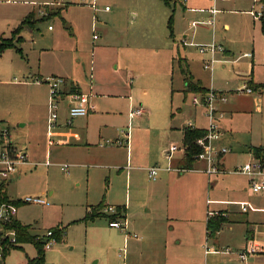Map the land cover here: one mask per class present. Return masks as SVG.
<instances>
[{"label":"rangeland","instance_id":"obj_1","mask_svg":"<svg viewBox=\"0 0 264 264\" xmlns=\"http://www.w3.org/2000/svg\"><path fill=\"white\" fill-rule=\"evenodd\" d=\"M195 1L191 4L187 0H172L165 4L163 0H98L95 10L84 0H0V40L13 43L11 47H0V107L10 117L13 144L20 149L30 140L34 152L28 159L34 166L20 165L19 173L7 186V193L9 200L15 202L28 197L46 200L45 205L18 206L17 217L3 228L6 230L18 220L39 234L36 237L44 236L49 230L65 229L63 240L53 250L46 251V264H95L101 256L105 264L109 249L104 248L102 238L107 224L101 220L85 221L86 208L106 202L109 195L118 196L111 189V174L101 172L99 161L73 162L66 149L56 145L52 131L57 126L49 130L51 94L47 78L72 80L84 89L80 90L82 94L99 93L114 98L106 106L117 113L109 125L113 135L103 139L100 147L122 156V150L115 149L127 145V139L131 144L134 133L145 152L149 150L153 157L163 159L161 146L172 141L171 144L184 147L179 134L170 136L165 132V124L195 123L209 128L206 108L193 106L194 96L202 98L205 94L188 93L185 99L178 91L186 85L188 67L182 59L186 52L189 64L205 85L237 95L230 101L235 102L236 108L244 109H238L232 122V134L240 146L264 145V91L262 95L255 91L238 92L242 78L264 82L262 21L248 13L262 9V0L220 1L221 12L215 25L206 24L210 15L203 10L212 3ZM192 8V14L186 13ZM42 12L44 18H40ZM33 13L40 20L35 23L30 17L28 24L38 27H23L24 19ZM171 17L173 36L169 29ZM99 23L108 24L106 31ZM49 27L55 31L50 33ZM133 34H138V42L132 40ZM125 40L130 43L126 50ZM100 44L106 47L97 50ZM213 45L217 47L214 54ZM206 64L213 71L205 69ZM75 92L78 89L73 88L71 93ZM68 104V100L62 103L60 115ZM145 105L150 106L152 113L147 122ZM135 109L143 110L142 115H132ZM22 124H28V138L21 135ZM219 128L222 133L220 123ZM234 144L237 147L234 154L226 155L229 165H245L250 160ZM181 153L184 159L186 152ZM233 171L226 175L234 178ZM223 178L213 176L216 186L212 199H233L222 184ZM113 187L116 188L115 183ZM22 248L30 254L36 253L33 244H24ZM21 252L12 250L6 260L0 255V264H19Z\"/></svg>","mask_w":264,"mask_h":264},{"label":"crops","instance_id":"obj_2","mask_svg":"<svg viewBox=\"0 0 264 264\" xmlns=\"http://www.w3.org/2000/svg\"><path fill=\"white\" fill-rule=\"evenodd\" d=\"M188 2L191 4L196 3L195 0H187ZM192 9H188L186 13L192 14L194 8ZM105 14H107V11ZM31 17L36 23L40 18H44V15L41 13L40 18H38L33 13ZM134 18L137 21L138 15ZM99 25L102 30L106 31L107 23H99ZM27 26L34 29L38 27V24ZM227 28L228 25H225V29ZM48 29L50 33L55 31L54 29L50 30V27ZM132 40L138 42V34H133ZM104 45L97 46V50L104 49L106 47ZM123 46V49L126 50V48H130V43L125 40ZM185 54L186 52L182 59L188 67L186 72L189 73L192 83L207 91L214 90L227 97L226 103L217 102L219 110L224 114L219 122L222 130L219 145L229 148L230 152L228 154H234L233 149L237 148L234 143H237L240 147L238 151L246 154L247 159L251 160L253 154L250 149L257 147L264 150V145L240 146L242 144L234 138L232 134L234 115L239 112L238 109L244 110L240 107L236 108L235 102L230 101L231 98L237 97V95L234 92L215 90L212 85L211 87L205 85L192 69V64H189V54ZM241 81H243V84L252 85L254 91L259 95L263 94L264 82H254L253 80L249 82L246 78H242ZM186 87L185 85L184 88L178 90L184 95L185 99L189 97ZM73 88L78 89L79 93H81L80 90H84L76 82L67 80L63 87L62 103L68 100ZM106 95L99 93L92 95L93 109L90 114L76 119L71 126L66 125L67 105L66 109L61 112L60 122L52 131L55 139H57L56 145L66 149L71 161L77 163H81L82 160L93 161L94 163L99 161L101 164L98 168L101 172L111 174V189L116 190L118 196L111 197L109 195L106 202L104 201L99 205H102L103 209L111 206L124 210L129 223V234L110 228L109 215L103 212L105 217L96 219L104 221L105 225L107 224L103 227L106 235L102 238L104 248L109 249L105 264H264L263 253L250 256L246 262L240 261L237 254L251 246L256 245L260 249L264 247V192L254 194L251 190L250 179L244 175L236 174L234 178L228 177L227 172L237 166H230L225 155L221 158V164L226 173L220 176H224L222 184L226 186L229 197L233 199L227 201L212 199L211 196L214 193L216 183L212 181L213 176L199 172V170L205 168L203 162L197 160L194 162L193 169L195 171L192 169L184 172L166 170L169 165L175 169L178 167L182 169L185 164L181 151H178L179 154H177L178 152L174 153L172 160H167L170 156L169 149L172 141L160 147V156L165 161L161 157H153L152 152L149 150L145 152L144 146L134 138V133L131 144L121 147L122 149H115L117 151L122 150V156L111 154L110 148L100 147L103 139L113 135L111 133L112 128L109 125L117 116L114 110L106 108L109 105L108 103L114 100L112 96ZM193 106L195 105L193 104ZM197 107L199 106H195V108ZM145 111H147L144 115L147 116V119H145L147 122L152 117L149 105H145ZM10 121L8 113L0 107V124L7 125L11 131ZM192 126L202 130L207 128H201L195 123ZM165 127H167L165 132L168 135L179 134V141L184 146V130L190 125L179 126L174 123L170 126L165 124ZM21 132V135L26 134L28 138L30 132L28 124L21 125ZM32 149L33 145L29 140L19 150L25 152L28 159H30L34 156ZM163 162L165 164H161ZM32 163L34 162L28 161L24 166H34ZM152 167L162 169L155 181H151L149 178V169ZM112 170H114V173H111ZM18 173L19 170L17 169V172L4 185L6 193L7 186ZM236 177L245 179L241 180ZM114 183L116 188L113 187ZM241 203L247 204V212L242 211ZM99 205H88L86 208L87 213ZM218 205H225L226 207H219ZM218 213H222L227 223L223 225L217 235L209 238L207 233L208 219ZM30 233L39 235L34 234L31 228ZM125 243H127V255L124 262L119 258L118 251L125 246ZM20 250H22V258L19 260V264H28L29 259L37 257L36 249L34 254L26 252L22 246ZM227 250L230 252H227ZM102 263L103 257L101 256L95 264Z\"/></svg>","mask_w":264,"mask_h":264},{"label":"built area","instance_id":"obj_3","mask_svg":"<svg viewBox=\"0 0 264 264\" xmlns=\"http://www.w3.org/2000/svg\"><path fill=\"white\" fill-rule=\"evenodd\" d=\"M88 5H90L93 9H97L98 0H84ZM211 2V6L208 9H203L207 11L210 15L209 20L206 24L215 25L216 16L221 12L218 8V3L220 1L226 0H208ZM109 11V8H106ZM253 16L255 20L264 22V4L262 3V9L259 11L251 10L248 12ZM45 15L44 12H42ZM53 28L50 27V30ZM96 38V37H95ZM220 50V48H219ZM212 53H216L217 47H211ZM203 52V50H202ZM246 57H250V55H245ZM214 64V61L211 62ZM205 69L213 71V67L209 64L205 65ZM46 83L50 86V115H49V130L54 129L59 122L60 118V107L61 101L63 100V87L66 84L65 80H62L58 77L47 78ZM254 89L249 87L248 83H244L241 86V89L238 92H246L253 93ZM92 95H86L79 92H75L69 95L68 97V114H67V124L71 125L74 120L78 118L86 117L90 114V111L93 109ZM220 101L222 103L227 102V97L215 92L214 90L209 91L202 98H198L194 96L193 104L195 106L203 105L206 108V116L209 120V128L206 130V134L204 137L200 138L197 141L198 147L201 149V153L196 156V160L203 162L205 164V168L199 170V172H203L208 176L222 175L225 174L221 164V158L227 155L230 152V149L219 145V142L222 138V133L220 132L219 122L224 117V114L219 110L217 102ZM143 110L135 109L132 112V115H142ZM191 128H194L190 124ZM129 134L126 135V137ZM125 137V138H126ZM129 145V139L126 140ZM185 147H178L174 144L170 146L169 153L171 158L172 155L178 151L184 152ZM28 163V155L17 149L13 142L11 141V131L7 125L0 124V187L4 186L13 174L17 172V169L20 165H24ZM64 170V168H62ZM162 169L160 167H152L149 169V178L151 181H155L158 178L159 172ZM168 171H176V172H184L187 169L181 168H173L171 165L166 169ZM195 171V169H192ZM197 171V170H196ZM236 174L244 175L250 179L251 190L254 194H261L264 192V164L256 159L254 156L252 159L246 163L245 165H241L236 167L233 171ZM22 204H34V205H45L46 200L44 198H26L20 201ZM240 207L243 212H247V204L241 203ZM18 206L14 204H2L0 205V255L2 256L6 248L15 247L18 244L16 231L10 226L4 230V226H8V222L17 217ZM103 213L112 216L118 213L117 208L115 207H106L103 209ZM123 214V213H122ZM125 215V214H124ZM109 227L113 229L120 230L125 234L128 233L129 223L126 216L122 219H117L113 221H109ZM137 237V235H135ZM37 240L44 242V251L52 250L55 245H57V241L54 237V231L49 230L44 236L37 237ZM227 252H230L227 250ZM260 253L264 254V247L259 248L258 246L248 247L246 250L238 252V257L240 261L246 262L250 256L258 255ZM127 255V243L125 246L119 251V258L124 262L126 261ZM125 264V263H123Z\"/></svg>","mask_w":264,"mask_h":264},{"label":"trees","instance_id":"obj_4","mask_svg":"<svg viewBox=\"0 0 264 264\" xmlns=\"http://www.w3.org/2000/svg\"><path fill=\"white\" fill-rule=\"evenodd\" d=\"M165 4H170L172 0H163ZM262 3L264 4V0H262ZM31 17H27L23 23L22 26H27L28 20ZM173 17L169 20V29L171 32V36H173ZM262 33L264 34V22H262ZM13 46V43L11 40H0V47L6 48ZM186 92L187 93H193V94H207L209 91L206 89H203L202 87L192 83L189 77V73L186 76ZM206 134V130L197 129V128H191L188 127L184 130V147L186 149V156L184 158L185 164L184 168L187 170L193 169V164L196 161V156H198L201 153V149L197 145V141L204 137ZM253 156L260 160L264 164V150L262 148L252 147L250 149ZM4 186L0 187V205L8 203V204H14L16 206H21L22 203L10 201L6 191L4 190ZM103 210V206L99 205L97 208L92 209L90 212H88L87 217L85 218V221H95L97 218L105 217V213L103 214L101 211ZM118 213L116 215L109 216V221L122 219L125 217L124 210H121L120 208H117ZM123 213V214H122ZM227 223V220L222 215V213H218L214 216L209 217L207 222V233L208 237L212 238L215 235H217L220 230L222 229L223 225ZM10 228L14 229L16 231V237L17 242L19 246L6 248L2 258L5 260V258L10 254L12 250L20 249L22 245L24 244H33L37 250V257L34 259H29L28 264H46V251H44V242L37 240V237L35 235H32L30 233V227L22 225L19 221H15L13 224H11ZM54 231V237L57 241V243L61 242L63 240L64 230L63 229H55Z\"/></svg>","mask_w":264,"mask_h":264},{"label":"water","instance_id":"obj_5","mask_svg":"<svg viewBox=\"0 0 264 264\" xmlns=\"http://www.w3.org/2000/svg\"><path fill=\"white\" fill-rule=\"evenodd\" d=\"M182 169H185L184 166H182Z\"/></svg>","mask_w":264,"mask_h":264}]
</instances>
